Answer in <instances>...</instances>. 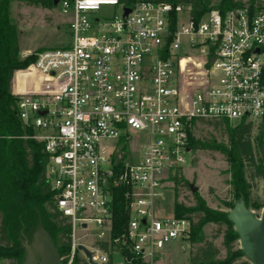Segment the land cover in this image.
Wrapping results in <instances>:
<instances>
[{
	"label": "built area",
	"instance_id": "1",
	"mask_svg": "<svg viewBox=\"0 0 264 264\" xmlns=\"http://www.w3.org/2000/svg\"><path fill=\"white\" fill-rule=\"evenodd\" d=\"M58 6L70 16L68 46L36 52L24 80L14 71L12 94L47 156L52 208L70 226L66 264L77 255L90 264L80 244L94 264H172L191 222L162 212L188 163L193 120H264V7L195 17L172 2ZM118 190L128 213L120 233Z\"/></svg>",
	"mask_w": 264,
	"mask_h": 264
},
{
	"label": "trees",
	"instance_id": "2",
	"mask_svg": "<svg viewBox=\"0 0 264 264\" xmlns=\"http://www.w3.org/2000/svg\"><path fill=\"white\" fill-rule=\"evenodd\" d=\"M13 0H0V258H11V264H19V259L27 251L39 227L49 234L59 254L66 264L65 255L70 252V226L60 213L52 208V191L46 178L47 156L42 143L30 138H17L25 130L16 110V99L12 94L14 71L32 63L35 59L19 60V43L15 30L11 26L9 4ZM54 4V0H49ZM172 2L174 4H190L192 14L199 17L204 12L219 8L225 12L247 4L251 10L264 7V0H221L213 5L212 0H120L126 6L136 2ZM27 73L19 72L17 75ZM212 125L216 132L209 135L196 136L198 123ZM189 147L191 150H210L223 154L240 172L234 179V196L236 202L243 200L247 208L261 209L264 201L250 203L251 183L244 178L260 176L264 179V120L260 123V131L254 135V124L251 122L233 123L228 119L193 120L189 130ZM176 216L188 218L191 222L189 239L192 243L190 264H234L244 253L238 248L239 234L233 229V221L229 213L213 211L205 201L194 192L195 203L187 205L180 201L182 188L188 182L181 172L174 176ZM189 189L192 188L189 186ZM45 207L51 208L47 213ZM114 228L116 233L123 231L128 221V213L124 201V192L118 190L115 199ZM226 225L223 230L226 254L222 256V248L215 244L218 232L212 238L204 236L202 227L207 222ZM222 231V230H221ZM16 232L22 241H14ZM233 235V238L230 237ZM18 254V255H17ZM20 255V256H19ZM241 264H250L248 259ZM22 264V263H21ZM72 264H89L77 255Z\"/></svg>",
	"mask_w": 264,
	"mask_h": 264
},
{
	"label": "rangeland",
	"instance_id": "3",
	"mask_svg": "<svg viewBox=\"0 0 264 264\" xmlns=\"http://www.w3.org/2000/svg\"><path fill=\"white\" fill-rule=\"evenodd\" d=\"M212 2L213 5H218L221 0H212ZM115 10L119 12V8L104 7L101 10V14H111ZM9 16L11 19V26L17 35L20 47L18 56L21 62L33 58L34 54L38 51L66 47L69 44L70 32L68 24L70 22V16L63 14L60 7L51 3L49 0H13L9 4ZM28 66L29 64L16 69L15 75L18 76V80L22 81L28 76V73L17 75L19 72H25ZM260 123L254 124V135L259 133ZM213 132H216L214 126L202 124L200 122L195 129L196 136L209 135ZM17 138H30L36 140L31 137V132L27 130H25L22 135L17 136ZM186 157L188 163L176 170V173L181 172L188 182V186L182 188L179 200L187 205H193L195 203L194 192L189 189V186L191 187V185H193L197 187L195 192L205 201L206 206L213 211L229 213L236 204L233 182L235 175L240 172L239 168L234 167L232 162L228 161L223 154L215 151L201 149L190 150V152L186 154ZM244 178L251 183L249 192L251 205L258 200L264 201V179L260 176L247 177L246 173ZM174 186L175 183L173 179L170 187L171 189L166 193L163 207L164 212H162L164 215H176ZM250 209L257 216H259L262 211V208L257 209L250 207ZM45 211L50 213L51 208L45 207ZM225 228V224L211 221L205 223L202 227L203 234L207 238H212V236L220 232L214 241L218 247L222 248V256L226 254L225 245L223 243V230ZM233 229L235 230L234 225ZM235 232L237 231L235 230ZM11 236L14 241H22V238L17 232L16 235L13 234ZM232 238L233 235L230 239ZM233 241L238 243V248H240L239 237L233 239ZM187 243V251L180 249V247L174 249L173 253L169 256L172 264H190L192 243L189 237ZM25 244L27 245L26 242ZM32 244L33 242L30 244V249L34 251ZM26 254L27 251L24 252L23 256L19 259V264L24 263ZM68 254L65 255L66 263L68 261ZM240 258L241 259L236 262L247 259L245 255ZM0 263L11 264V258L2 256L0 258Z\"/></svg>",
	"mask_w": 264,
	"mask_h": 264
},
{
	"label": "water",
	"instance_id": "4",
	"mask_svg": "<svg viewBox=\"0 0 264 264\" xmlns=\"http://www.w3.org/2000/svg\"><path fill=\"white\" fill-rule=\"evenodd\" d=\"M60 0H54V4L58 5ZM131 8L126 7L125 13H129ZM188 150H191L188 148ZM193 192L197 187L191 185ZM229 217L234 223L235 230L239 234L240 249L251 264H264V206L259 216L247 208L245 202L240 200L236 202L234 208L229 212ZM32 247L27 244V254L23 264H63V260L59 251L50 238L49 234L39 227L33 240ZM185 250L188 249L187 244L184 245ZM89 258L90 264H94L92 260V252L84 245L78 246Z\"/></svg>",
	"mask_w": 264,
	"mask_h": 264
},
{
	"label": "crops",
	"instance_id": "5",
	"mask_svg": "<svg viewBox=\"0 0 264 264\" xmlns=\"http://www.w3.org/2000/svg\"><path fill=\"white\" fill-rule=\"evenodd\" d=\"M187 247H188V246H187ZM187 250H188V249H187ZM187 250H186V251H187ZM0 264H1V263H0Z\"/></svg>",
	"mask_w": 264,
	"mask_h": 264
}]
</instances>
